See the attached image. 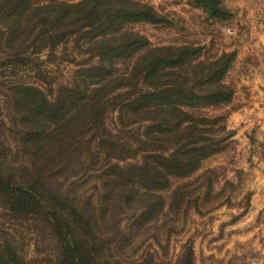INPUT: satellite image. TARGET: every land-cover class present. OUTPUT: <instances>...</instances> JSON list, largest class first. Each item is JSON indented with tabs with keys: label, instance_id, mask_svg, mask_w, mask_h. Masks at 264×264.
<instances>
[{
	"label": "rangeland",
	"instance_id": "rangeland-1",
	"mask_svg": "<svg viewBox=\"0 0 264 264\" xmlns=\"http://www.w3.org/2000/svg\"><path fill=\"white\" fill-rule=\"evenodd\" d=\"M79 1L32 0L36 5ZM136 1L149 5L158 20L125 23L123 33L138 34L149 47H189L193 65L187 86L197 94L214 91L219 80L206 77L202 69L213 62L227 63L221 78L227 97L186 107L196 128L178 133L170 123L171 131L162 140L146 144L140 141L153 125L151 116L129 115L123 129L117 105H109L104 129L133 147L126 154L136 152L134 158L110 160L124 165L147 155L162 164L160 176H105L99 169L104 154L94 141L87 148L94 156L81 157L88 170L83 165L84 173L55 175L51 189L87 213L96 236L95 256L105 262L264 264V0H218L219 11L196 0ZM84 41L85 36L75 33L54 48L30 54L33 61L25 68H11L0 77V168L14 171L16 178L30 174L32 166L14 134L12 93L5 86L33 85L49 99L61 87L83 88L87 82L78 80L84 74L77 72L99 60L91 51L95 48ZM138 55L117 59V68H125ZM146 84L140 79L141 86ZM119 86L108 85L104 97L122 93L115 102L123 100L126 87ZM177 138L187 143L180 145ZM161 152L169 158L159 157ZM0 238L20 264H62L49 227L34 217L7 212L1 202Z\"/></svg>",
	"mask_w": 264,
	"mask_h": 264
},
{
	"label": "trees",
	"instance_id": "trees-1",
	"mask_svg": "<svg viewBox=\"0 0 264 264\" xmlns=\"http://www.w3.org/2000/svg\"><path fill=\"white\" fill-rule=\"evenodd\" d=\"M196 2L209 5L213 11L220 10L218 0ZM157 20V13L149 5L136 0H81L45 5H36L32 0H0L3 27L0 28V77L5 78L11 68H25L33 61L30 54L45 47L54 48L75 33L85 36L84 42L95 48L91 51L99 58L95 65L77 72L84 74L77 78L87 82L83 88L61 87L53 99L33 85L11 82L5 86L12 93L14 134L19 136L18 142L23 145V154L29 157L32 171L16 178L14 171L0 168V202L15 216H31L46 224L59 244L62 264H114L95 256L96 236L87 213L51 189L55 175L84 173L83 165L88 170L87 161L81 157L94 156L87 149L89 144L96 141L104 154L99 169L107 177H150L162 173V164L148 160L147 155L143 160L124 165L110 160L134 158L136 152L126 154L133 147L124 143L120 135L104 129L102 120L109 105H117L123 129V119L129 115L151 116L153 125L140 141L146 144L162 140L171 131L170 123L177 126L176 132L196 128L186 107L218 103L227 97L221 81L227 63L213 62L202 69L206 77L215 75L219 80L214 84V91L197 94L187 86L189 68L193 65L189 47H149L138 34L126 36L122 31L128 22ZM135 52L140 56L125 68H117V59H126ZM140 79L147 83L146 87L140 85ZM111 83L126 87L123 100L115 102L122 93L110 99L104 97V89ZM184 119L186 125H183ZM184 139L176 141L184 145L187 143ZM177 150L176 147L173 152ZM142 152L148 150L143 148ZM165 154L161 152L159 157L167 160L169 157ZM168 156L174 160L173 153ZM198 162L197 157L195 163ZM0 264H20L1 238Z\"/></svg>",
	"mask_w": 264,
	"mask_h": 264
}]
</instances>
